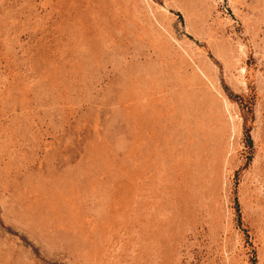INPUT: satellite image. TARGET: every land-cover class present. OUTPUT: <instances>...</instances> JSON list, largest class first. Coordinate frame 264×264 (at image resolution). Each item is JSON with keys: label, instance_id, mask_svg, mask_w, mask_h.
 <instances>
[{"label": "rangeland", "instance_id": "1", "mask_svg": "<svg viewBox=\"0 0 264 264\" xmlns=\"http://www.w3.org/2000/svg\"><path fill=\"white\" fill-rule=\"evenodd\" d=\"M0 264H264V0H0Z\"/></svg>", "mask_w": 264, "mask_h": 264}]
</instances>
